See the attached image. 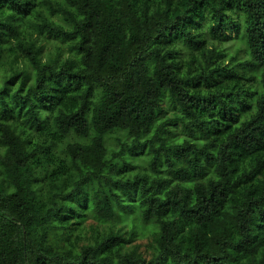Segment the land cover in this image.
I'll return each mask as SVG.
<instances>
[{
  "label": "trees",
  "instance_id": "obj_1",
  "mask_svg": "<svg viewBox=\"0 0 264 264\" xmlns=\"http://www.w3.org/2000/svg\"><path fill=\"white\" fill-rule=\"evenodd\" d=\"M0 264H264V0H0Z\"/></svg>",
  "mask_w": 264,
  "mask_h": 264
},
{
  "label": "rangeland",
  "instance_id": "obj_2",
  "mask_svg": "<svg viewBox=\"0 0 264 264\" xmlns=\"http://www.w3.org/2000/svg\"><path fill=\"white\" fill-rule=\"evenodd\" d=\"M46 44H47V42H46ZM233 49H234V47H233Z\"/></svg>",
  "mask_w": 264,
  "mask_h": 264
}]
</instances>
